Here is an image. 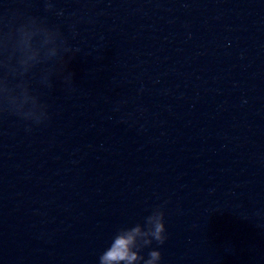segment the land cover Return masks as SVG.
Masks as SVG:
<instances>
[{
	"label": "water",
	"instance_id": "1",
	"mask_svg": "<svg viewBox=\"0 0 264 264\" xmlns=\"http://www.w3.org/2000/svg\"><path fill=\"white\" fill-rule=\"evenodd\" d=\"M51 2L0 0V78L49 117L0 101V264H98L160 204L162 264H264V0ZM29 16L79 49L71 87L12 71Z\"/></svg>",
	"mask_w": 264,
	"mask_h": 264
},
{
	"label": "clouds",
	"instance_id": "2",
	"mask_svg": "<svg viewBox=\"0 0 264 264\" xmlns=\"http://www.w3.org/2000/svg\"><path fill=\"white\" fill-rule=\"evenodd\" d=\"M46 7L49 10L53 8L51 0ZM11 39V46L17 54L12 71L24 77L36 65L47 60L54 64V68L44 76L43 87H52L51 76L54 73H60L64 84L71 87L73 74L67 65L79 49L69 43L59 28L50 27L39 17L29 16L15 28ZM0 101L6 103L14 115L35 126L49 118L47 105L27 80L22 79L10 87L6 79L0 78ZM167 239L164 205H156L148 209L140 221L122 225L112 233L98 256V264H162V253L153 245L162 246ZM145 250H148L146 255Z\"/></svg>",
	"mask_w": 264,
	"mask_h": 264
}]
</instances>
